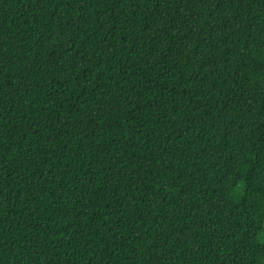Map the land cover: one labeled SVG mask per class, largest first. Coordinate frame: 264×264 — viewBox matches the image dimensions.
Returning <instances> with one entry per match:
<instances>
[{"label":"trees","instance_id":"trees-1","mask_svg":"<svg viewBox=\"0 0 264 264\" xmlns=\"http://www.w3.org/2000/svg\"><path fill=\"white\" fill-rule=\"evenodd\" d=\"M0 264H264V0H0Z\"/></svg>","mask_w":264,"mask_h":264}]
</instances>
